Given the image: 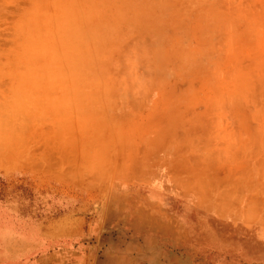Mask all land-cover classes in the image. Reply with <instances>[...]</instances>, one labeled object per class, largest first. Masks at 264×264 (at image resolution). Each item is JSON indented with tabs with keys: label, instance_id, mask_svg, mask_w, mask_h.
Wrapping results in <instances>:
<instances>
[{
	"label": "rangeland",
	"instance_id": "rangeland-1",
	"mask_svg": "<svg viewBox=\"0 0 264 264\" xmlns=\"http://www.w3.org/2000/svg\"><path fill=\"white\" fill-rule=\"evenodd\" d=\"M252 190L264 0H0V264H264Z\"/></svg>",
	"mask_w": 264,
	"mask_h": 264
},
{
	"label": "crops",
	"instance_id": "crops-1",
	"mask_svg": "<svg viewBox=\"0 0 264 264\" xmlns=\"http://www.w3.org/2000/svg\"><path fill=\"white\" fill-rule=\"evenodd\" d=\"M178 26V24H177ZM182 26H180L177 29H180ZM223 73V74H222ZM226 72H220V77L223 79H226ZM234 78H237V76H235L234 74ZM220 87V86H219ZM221 93V97L223 96L222 94H228L227 91H225V89H222V85L220 87L219 90V94ZM242 91H231L230 95H234L235 97L239 96L240 98H245L246 96H241L242 95ZM225 98V97H224ZM222 115H224L223 118V122H222ZM228 125V126H227ZM257 124H255V118L253 117V113L252 110H248L244 107H224L222 109V111L219 112V131H226L227 129L230 131H234L235 135L237 136V138L235 139H226L220 138L219 139V146H218V152L220 155V159H223L224 161H226V159L228 158V160H233V162L235 163V161L237 160V153H241V142L245 143L244 140L240 139L237 140L238 137L242 138V132L243 131H252ZM246 140V139H245ZM251 140V139H250ZM247 139V141H250ZM228 142V144H227ZM233 147V149H229L227 150L226 147ZM241 148V149H240ZM233 154V155H231ZM165 156V155H164ZM235 170L233 172H237L238 169H236V165H235ZM173 169H171L172 171ZM236 178V177H235ZM221 192L219 195V208H222V203H225V201H223V192L229 194V196L231 197V204L234 205L233 208H228L229 210H236L237 209V202H238V196L239 193L242 191V187L240 183H237L235 180L233 183H230L228 186L224 185V187H222L221 185ZM226 195V194H225ZM256 198V200L254 201V199ZM226 200V197H225ZM253 201V202H252ZM259 203V204H263V199L261 198V196L259 195L258 192L252 190L250 195L248 196V199H246V201L243 204L242 209L246 208V205L248 203ZM255 209L257 210H261L259 207H255Z\"/></svg>",
	"mask_w": 264,
	"mask_h": 264
}]
</instances>
